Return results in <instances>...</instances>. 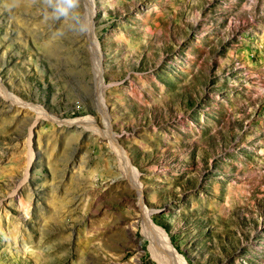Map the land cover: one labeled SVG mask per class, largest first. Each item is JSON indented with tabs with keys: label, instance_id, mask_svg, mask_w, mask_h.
<instances>
[{
	"label": "rangeland",
	"instance_id": "1",
	"mask_svg": "<svg viewBox=\"0 0 264 264\" xmlns=\"http://www.w3.org/2000/svg\"><path fill=\"white\" fill-rule=\"evenodd\" d=\"M0 264H264V0H0Z\"/></svg>",
	"mask_w": 264,
	"mask_h": 264
},
{
	"label": "clouds",
	"instance_id": "2",
	"mask_svg": "<svg viewBox=\"0 0 264 264\" xmlns=\"http://www.w3.org/2000/svg\"><path fill=\"white\" fill-rule=\"evenodd\" d=\"M43 3L53 8L59 17L66 16L68 11L78 4V0H43Z\"/></svg>",
	"mask_w": 264,
	"mask_h": 264
},
{
	"label": "bare ground",
	"instance_id": "3",
	"mask_svg": "<svg viewBox=\"0 0 264 264\" xmlns=\"http://www.w3.org/2000/svg\"><path fill=\"white\" fill-rule=\"evenodd\" d=\"M160 235L165 239L164 242L167 243L166 238L164 237V234L159 230Z\"/></svg>",
	"mask_w": 264,
	"mask_h": 264
}]
</instances>
